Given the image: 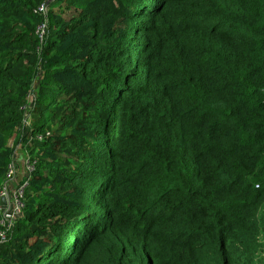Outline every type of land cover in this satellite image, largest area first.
Listing matches in <instances>:
<instances>
[{
  "label": "trees",
  "instance_id": "trees-1",
  "mask_svg": "<svg viewBox=\"0 0 264 264\" xmlns=\"http://www.w3.org/2000/svg\"><path fill=\"white\" fill-rule=\"evenodd\" d=\"M18 149L0 264H264V0H0Z\"/></svg>",
  "mask_w": 264,
  "mask_h": 264
},
{
  "label": "built area",
  "instance_id": "built-area-1",
  "mask_svg": "<svg viewBox=\"0 0 264 264\" xmlns=\"http://www.w3.org/2000/svg\"><path fill=\"white\" fill-rule=\"evenodd\" d=\"M43 26H40L42 28ZM32 163L26 160V168L27 173L26 177L28 176L29 172L32 170ZM14 175V169L12 164L10 165L6 177L7 180H10ZM28 185L27 178H24L19 184H17L12 190L7 191L5 189V186L3 188V193L8 194V208L4 211L3 219L4 221H10L14 217L18 216L21 212V209L23 207V198H24V190L26 186ZM3 223V221H0V224ZM4 239V232L0 230V241Z\"/></svg>",
  "mask_w": 264,
  "mask_h": 264
},
{
  "label": "crops",
  "instance_id": "crops-1",
  "mask_svg": "<svg viewBox=\"0 0 264 264\" xmlns=\"http://www.w3.org/2000/svg\"><path fill=\"white\" fill-rule=\"evenodd\" d=\"M24 153L21 149H18L15 153L14 159H13V163L15 164V172H16V179L18 177V180H20L23 176H25V171H24V167H23V159H24ZM16 180V182L18 181ZM16 183L13 182L12 183V187H15ZM13 187V188H14ZM9 200V198L7 197V201Z\"/></svg>",
  "mask_w": 264,
  "mask_h": 264
},
{
  "label": "rangeland",
  "instance_id": "rangeland-1",
  "mask_svg": "<svg viewBox=\"0 0 264 264\" xmlns=\"http://www.w3.org/2000/svg\"><path fill=\"white\" fill-rule=\"evenodd\" d=\"M67 14H68V13H66L65 16H67ZM12 166H13V169H14V175H13V177H12L9 181H6V182L4 183V185H3V186H5V189H7V191L13 189L14 186H13V187L11 186L13 182H15V183L17 184L18 181H19V180H18V177H17V179H16V177H15V175H16V172H15V170H16V169H15V164L13 163ZM23 167H24V171H25V174H26V173H27V168H26V162H25L24 159H23ZM22 178H23V177H22ZM22 178H21V179H22ZM21 179H20V180H21ZM16 180H18V181L16 182ZM0 194H4V193H3V188L1 189ZM5 196L8 197V194L5 195ZM7 208H8V204L6 203V204H5V208H4V210H6Z\"/></svg>",
  "mask_w": 264,
  "mask_h": 264
},
{
  "label": "water",
  "instance_id": "water-1",
  "mask_svg": "<svg viewBox=\"0 0 264 264\" xmlns=\"http://www.w3.org/2000/svg\"><path fill=\"white\" fill-rule=\"evenodd\" d=\"M5 204H6V196L5 195H1L0 196V211L3 212L4 208H5Z\"/></svg>",
  "mask_w": 264,
  "mask_h": 264
},
{
  "label": "clouds",
  "instance_id": "clouds-1",
  "mask_svg": "<svg viewBox=\"0 0 264 264\" xmlns=\"http://www.w3.org/2000/svg\"><path fill=\"white\" fill-rule=\"evenodd\" d=\"M24 160H25V162H26V157H25V156H24ZM12 164H13V162H12ZM25 177H26V174H25V176H23V178H22L21 180L18 181L17 184H19V183H20ZM7 181H9V180H7ZM17 184H16V185H17ZM16 185H15V186H16ZM3 188H4V186H3ZM11 190H12V189H11ZM1 195H7V194L4 193V194H0V196H1ZM7 202H8V201H7V197H6V203H7ZM4 211H5V210H3V212H4Z\"/></svg>",
  "mask_w": 264,
  "mask_h": 264
}]
</instances>
